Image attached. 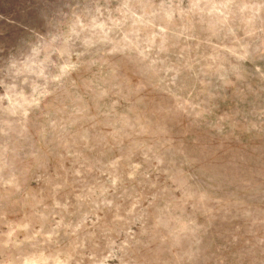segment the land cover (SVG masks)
I'll return each instance as SVG.
<instances>
[{
  "label": "rangeland",
  "instance_id": "374dc122",
  "mask_svg": "<svg viewBox=\"0 0 264 264\" xmlns=\"http://www.w3.org/2000/svg\"><path fill=\"white\" fill-rule=\"evenodd\" d=\"M0 264H264V0H0Z\"/></svg>",
  "mask_w": 264,
  "mask_h": 264
}]
</instances>
